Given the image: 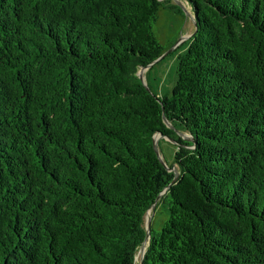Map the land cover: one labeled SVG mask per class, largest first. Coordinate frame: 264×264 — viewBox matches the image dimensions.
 <instances>
[{
  "label": "trees",
  "instance_id": "16d2710c",
  "mask_svg": "<svg viewBox=\"0 0 264 264\" xmlns=\"http://www.w3.org/2000/svg\"><path fill=\"white\" fill-rule=\"evenodd\" d=\"M168 2L0 0V264H135L156 200L141 264H264V0H187L170 51Z\"/></svg>",
  "mask_w": 264,
  "mask_h": 264
},
{
  "label": "rangeland",
  "instance_id": "374dc122",
  "mask_svg": "<svg viewBox=\"0 0 264 264\" xmlns=\"http://www.w3.org/2000/svg\"><path fill=\"white\" fill-rule=\"evenodd\" d=\"M168 1L172 9L168 11H162V15L158 21V24H156L157 32L159 33L161 40L165 43L168 40H175V43L181 40L180 44H183L184 41L189 38L194 31L192 16L186 11L188 10L190 13H193L191 6L187 0ZM180 10L182 12H180ZM183 12L185 13L184 16ZM176 64V53L167 52L152 65L145 68L142 74L146 81L147 75L151 77L150 82L152 87L158 94L166 93L172 88L174 84L176 77ZM180 133L186 137L189 136V133L186 131L180 130ZM159 148L165 164L167 166L172 165L175 154L174 143L169 138L162 136L159 140ZM175 166L177 167L176 164ZM153 217H155L153 221L154 225L157 227L160 226L161 220L166 217V210L161 208L157 214L152 212L151 218ZM141 256L142 250L141 246H139L136 253L135 264H141Z\"/></svg>",
  "mask_w": 264,
  "mask_h": 264
},
{
  "label": "water",
  "instance_id": "95a60500",
  "mask_svg": "<svg viewBox=\"0 0 264 264\" xmlns=\"http://www.w3.org/2000/svg\"><path fill=\"white\" fill-rule=\"evenodd\" d=\"M187 11V13H189L191 16H192V19H193V23H194V25H195V27H196V17H195V15H194V13H190L188 10H186ZM181 43V40L180 41H178V42H176L168 51H170V50H172V49H174L177 45H179ZM167 51V52H168ZM167 52H165V53H163L160 57H162L164 54H166ZM159 57V58H160ZM159 58H157V59H155L153 62H151V63H149L147 66H144V67H142L140 70H139V75L141 76V78H142V80H143V82H144V84L146 85V87L148 88V89H150V87H149V84H148V82L145 80V78H144V76H143V71L145 70V68H147L148 66H150V65H152L156 60H158ZM164 121H165V123L167 124V125H169V126H172V123H171V120H169V118L166 116V115H164ZM167 137L166 135H164L163 133H161V132H157L155 135H154V147H155V150H156V152H157V154H158V156H159V158H160V160H161V162L165 165V166H167L166 164H165V162H164V159H163V156H162V154H161V152H160V148H159V140H160V138L161 137ZM168 138V137H167ZM168 167V169L169 170H174L175 172H176V175H175V179L177 178V176H178V169H177V167L175 166V164H173V165H171V166H167ZM174 179V180H175ZM160 197V195L157 197V199ZM157 201V200H156ZM156 201L151 205V207L148 209V211L149 210H151V209H155V205H156ZM147 211V212H148ZM145 218H146V228H147V233H146V236H145V238H144V240H143V242H142V244H141V250H142V256H141V261H142V259H143V256H144V253H145V251H146V248H147V244H148V241H149V236H150V227H151V222H152V219L151 218H147V216H145Z\"/></svg>",
  "mask_w": 264,
  "mask_h": 264
},
{
  "label": "bare ground",
  "instance_id": "6f19581e",
  "mask_svg": "<svg viewBox=\"0 0 264 264\" xmlns=\"http://www.w3.org/2000/svg\"><path fill=\"white\" fill-rule=\"evenodd\" d=\"M153 212V210L151 209V210H149L148 212H147V214H146V216H147V218H151V213Z\"/></svg>",
  "mask_w": 264,
  "mask_h": 264
}]
</instances>
